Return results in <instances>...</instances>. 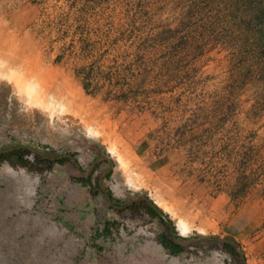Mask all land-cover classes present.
I'll return each instance as SVG.
<instances>
[{
	"label": "rangeland",
	"instance_id": "374dc122",
	"mask_svg": "<svg viewBox=\"0 0 264 264\" xmlns=\"http://www.w3.org/2000/svg\"><path fill=\"white\" fill-rule=\"evenodd\" d=\"M19 146L89 179L0 154V264H264V0H0Z\"/></svg>",
	"mask_w": 264,
	"mask_h": 264
},
{
	"label": "water",
	"instance_id": "95a60500",
	"mask_svg": "<svg viewBox=\"0 0 264 264\" xmlns=\"http://www.w3.org/2000/svg\"><path fill=\"white\" fill-rule=\"evenodd\" d=\"M19 149H29L30 151H32L33 153H35L36 155L44 158V159H48L50 161H59V160H62V159H70L73 163V166L75 167V169L78 171V172H81V168L79 166V163L78 161L72 156V155H68V154H64V155H60V156H56L54 158H48L46 157L44 154L40 153L39 151L35 150L34 148L30 147V146H19V147H13V148H9V149H4V150H0V154H7V153H12L14 151H17ZM108 159H110L108 157ZM86 176V175H85ZM102 188V187H101ZM106 197H107V201L108 203H110V198L109 196L106 194ZM142 201H145L148 205V207L162 220L164 221L165 223H167L169 225V229L171 231V237H172V240L174 243L176 244H179L176 242L175 238H174V234H173V226L170 224V222L168 221L167 217L165 216V214L157 207L155 206V204L153 202H151L149 199L145 198V197H142L141 198ZM175 226V225H174ZM176 230V229H175ZM206 241H218V242H222V243H226V244H231L233 245L232 243H229L227 242L226 240H222L220 238H213V237H204V238H201V239H198V240H195V241H192V242H206ZM243 263H244V259H243Z\"/></svg>",
	"mask_w": 264,
	"mask_h": 264
},
{
	"label": "flooded vegetation",
	"instance_id": "af4514ba",
	"mask_svg": "<svg viewBox=\"0 0 264 264\" xmlns=\"http://www.w3.org/2000/svg\"><path fill=\"white\" fill-rule=\"evenodd\" d=\"M46 157H48V158H54V157H49V156H47V155H45ZM98 159H101V157L99 156V157H97ZM46 160H48L47 158H46ZM63 160V159H62ZM66 160H68L72 165H73V163H72V161L70 160V159H66ZM74 167V166H73ZM75 168V167H74ZM76 170V169H75ZM77 171V170H76ZM78 172V171H77ZM79 173V175H82L85 179H89V174H86V176H84V173L82 172V170H81V172H78ZM101 181H102V178L100 177V178H98L97 179V187H98V189H99V191H100V193L103 195V197L106 199V201H107V197H106V194L109 196V198H110V203H108V201H107V203L110 205V206H112L113 208H116V209H121V208H123L122 206H116V205H112V202H113V199H112V197H111V195H110V193L109 192H107L106 190H104V189H102L101 188ZM141 200V199H140ZM165 223V222H164ZM166 225H167V227L169 228V225L166 223ZM180 226V225H179ZM180 229H181V235H183V236H186L187 235V232L188 231H185V230H183L181 227H180Z\"/></svg>",
	"mask_w": 264,
	"mask_h": 264
},
{
	"label": "trees",
	"instance_id": "16d2710c",
	"mask_svg": "<svg viewBox=\"0 0 264 264\" xmlns=\"http://www.w3.org/2000/svg\"><path fill=\"white\" fill-rule=\"evenodd\" d=\"M82 86H83V89L85 92L87 93H95L97 91V84L96 85H92L91 83V80L90 79H85L82 83ZM99 88V87H98ZM96 90V91H95ZM92 93V94H93ZM153 212V211H152ZM154 213V212H153ZM167 244L168 246H170V250L173 252V253H176V250L177 252L180 251L181 247L179 244H176L173 242V240H169V243H165Z\"/></svg>",
	"mask_w": 264,
	"mask_h": 264
},
{
	"label": "bare ground",
	"instance_id": "6f19581e",
	"mask_svg": "<svg viewBox=\"0 0 264 264\" xmlns=\"http://www.w3.org/2000/svg\"><path fill=\"white\" fill-rule=\"evenodd\" d=\"M134 185V184H133ZM179 225H180V227L183 229V230H185V231H188V228L189 227H187V225H186V223H184V222H179Z\"/></svg>",
	"mask_w": 264,
	"mask_h": 264
}]
</instances>
